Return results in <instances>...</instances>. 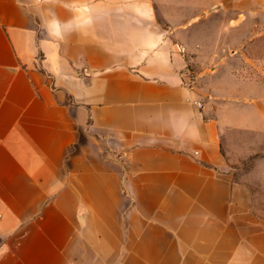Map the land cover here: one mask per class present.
Here are the masks:
<instances>
[{
	"label": "crops",
	"instance_id": "crops-1",
	"mask_svg": "<svg viewBox=\"0 0 264 264\" xmlns=\"http://www.w3.org/2000/svg\"><path fill=\"white\" fill-rule=\"evenodd\" d=\"M189 1L0 0V264H264V81L192 70Z\"/></svg>",
	"mask_w": 264,
	"mask_h": 264
},
{
	"label": "rangeland",
	"instance_id": "rangeland-1",
	"mask_svg": "<svg viewBox=\"0 0 264 264\" xmlns=\"http://www.w3.org/2000/svg\"><path fill=\"white\" fill-rule=\"evenodd\" d=\"M188 16L192 70L264 81V0L189 1ZM227 152L226 171L251 189L252 203L264 215V133L231 134Z\"/></svg>",
	"mask_w": 264,
	"mask_h": 264
},
{
	"label": "built area",
	"instance_id": "built-area-1",
	"mask_svg": "<svg viewBox=\"0 0 264 264\" xmlns=\"http://www.w3.org/2000/svg\"><path fill=\"white\" fill-rule=\"evenodd\" d=\"M180 51H181L182 53H185V52H186V48H185L184 46H181V47H180ZM191 79H193V78L191 77ZM198 105H199V107H202V103H201V102H198Z\"/></svg>",
	"mask_w": 264,
	"mask_h": 264
}]
</instances>
